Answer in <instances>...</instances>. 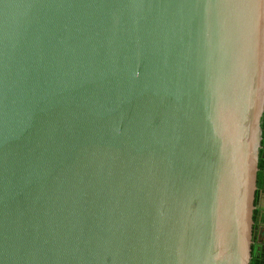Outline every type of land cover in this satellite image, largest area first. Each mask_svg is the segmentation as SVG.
Wrapping results in <instances>:
<instances>
[{"label":"water","instance_id":"water-1","mask_svg":"<svg viewBox=\"0 0 264 264\" xmlns=\"http://www.w3.org/2000/svg\"><path fill=\"white\" fill-rule=\"evenodd\" d=\"M264 0H0V264H251Z\"/></svg>","mask_w":264,"mask_h":264},{"label":"crops","instance_id":"crops-1","mask_svg":"<svg viewBox=\"0 0 264 264\" xmlns=\"http://www.w3.org/2000/svg\"><path fill=\"white\" fill-rule=\"evenodd\" d=\"M261 154L264 156V143L262 144ZM256 209L258 210V216L254 222L253 261H263L264 263V193L261 194Z\"/></svg>","mask_w":264,"mask_h":264},{"label":"trees","instance_id":"trees-1","mask_svg":"<svg viewBox=\"0 0 264 264\" xmlns=\"http://www.w3.org/2000/svg\"><path fill=\"white\" fill-rule=\"evenodd\" d=\"M261 128H262V144L264 143V114L261 120ZM257 192H256V199H255V207L257 208L259 205V200H260V196L262 193H264V156L261 154L260 152V158H259V172H258V177H257ZM255 208L254 211V222L257 219V214H258V210ZM251 264H264L263 261L260 262H256V261H251Z\"/></svg>","mask_w":264,"mask_h":264}]
</instances>
